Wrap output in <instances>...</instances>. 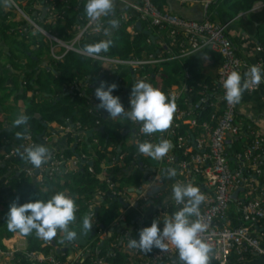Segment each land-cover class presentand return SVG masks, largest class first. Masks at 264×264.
Listing matches in <instances>:
<instances>
[{
	"label": "built area",
	"instance_id": "obj_1",
	"mask_svg": "<svg viewBox=\"0 0 264 264\" xmlns=\"http://www.w3.org/2000/svg\"><path fill=\"white\" fill-rule=\"evenodd\" d=\"M57 1L44 0L45 4L49 3L48 6L43 8L48 13V16L51 17L48 20L52 24H55L59 18L63 19V14L60 15L57 8ZM63 1L67 3L66 9H69L70 0ZM174 1L181 4H201L204 7H208L215 4L218 0ZM129 4L137 11L139 21L149 22L159 32L166 33L169 45L179 49L181 57L209 50L222 57V65L215 84L200 86L197 92H194V87H191V90L187 91L188 95L185 98L183 97L185 90L180 92L171 90L167 93L166 96L169 99L173 96L176 98L177 104L172 126L168 131L147 136L140 132V127L138 128L137 144L140 140L151 142L156 135H159L161 139L167 138L174 142L172 149L164 157L167 169L163 167L158 169L157 173H150L143 180L142 186L138 188L142 193L137 198L132 195L128 196V187L119 189L120 187L117 188L116 182L106 178L105 182L111 195L109 197L123 200V205L127 204V210L135 209L138 212L139 225L136 228L140 232L141 229L150 227V225L148 226L150 219L153 221L157 220L159 224L163 225L165 218H171L174 211L182 207V205H177L175 201H168L173 196L172 186L176 184V181L180 184L197 186L205 196V201L200 205L199 211L200 219L207 225V230L200 234V238L212 246L210 264H264V133L254 126V121L251 117H249L251 123L246 125L240 123L242 100L238 104L229 105L224 99L225 90L222 86L223 81L230 72L238 71L243 78L252 65L238 56L237 48L227 33L228 25L215 23L209 19L199 22L179 17L161 9L155 3V0H134L129 2ZM38 6V2L34 1L31 4V10L38 9ZM21 14L24 16L22 19L29 23V26L26 24V26L19 28L21 34H28L30 29L32 31L39 30V32L42 30V33L50 37L54 43L62 44L66 49V53L74 51L85 55L83 49L77 48L75 45L84 36L91 35L101 28H97L95 22L90 24L88 20L86 24L78 27L77 35L73 40L62 42L57 35L40 26L39 20L41 19L38 18L36 13H34L35 17L27 15L23 11H21ZM118 16L122 21L128 19L126 14ZM262 50V47H258V51L262 52ZM96 58L104 60L100 56ZM152 62L156 63L158 61L130 59L119 63L128 65L133 70H136V68H142L143 65L151 64ZM256 65L260 69L263 67L262 62ZM138 80L146 81L145 77H137L136 81ZM261 85L262 83L258 86H253L252 89L244 93L253 95L259 91ZM70 89V92H72L75 87L73 86ZM122 104L126 110H129L128 104ZM183 104L188 106V108L184 109ZM207 109L210 110V113L205 118H202L203 112ZM96 113L99 116L105 115L109 117V114L104 110L102 113L96 110ZM68 122L71 123L70 120ZM132 123L133 125L137 124ZM96 124L100 126V121L98 120ZM77 127L82 128L79 123ZM59 130H66L68 133L74 132L71 126H61ZM52 132L54 133L55 131L51 130ZM84 132L82 131L80 136L81 147L85 140ZM77 133L75 130L73 135ZM27 140L30 141L29 146L37 145L32 141L33 137L31 135L28 136ZM49 141L50 138H44L45 143H49ZM95 143L98 144V140H95ZM237 147H241L240 150ZM60 153L52 152L51 159L48 163L42 165L40 169H35L27 163L20 170L32 178L35 183L41 185V183H45L43 174L53 178L55 173H76L79 169L76 167L81 162L83 163L82 159L88 160L86 153L81 151H78L79 155L75 153L73 156H66L65 153ZM58 154L59 157H57ZM16 156H18L17 149H12L10 153L5 155V160H10ZM68 157L70 158V163L68 162ZM123 159L124 155L116 156V159H112L109 164L111 166L116 164L114 162L118 163L123 161ZM103 165H105L104 162ZM72 167L75 169H72ZM170 168H174L179 176L184 177V179L176 180L171 178L168 190L171 192L170 195L166 200L157 202L159 197L157 195L149 196L147 192L151 191L158 185L157 182L162 181L167 176L166 171ZM69 169L72 171L71 173H68ZM163 171L165 174H162ZM106 193L98 192L99 199H106ZM236 193L237 195L234 197ZM93 201L91 200L90 206L88 205L91 209H93ZM135 204L137 205L136 207ZM91 216L94 223L97 220L94 211ZM191 219L197 218L192 217ZM122 221L126 223V217L116 220L113 224L115 228L120 230V233L113 236L110 251L106 256L102 254L103 252L100 249L104 242L100 241V238H98L99 244L95 245L96 247L91 245L93 241L92 243L88 242V248L85 250L76 243L72 244L71 249L74 248L76 252H79V249L83 251L76 256L78 259L77 264H111L108 261V257L116 258L119 252L123 253L122 251L126 252L127 255L130 254L125 264H180L178 252L171 246L167 251L163 252L153 248L147 254L139 249L129 248L128 242L132 239V232L134 231L127 226H124V229L121 230L120 223ZM97 230L95 233L99 234V236L105 235V233L106 236L108 235V232L102 231L101 228ZM32 253L35 252L33 251ZM36 253L37 262L31 260L29 253L22 254L25 255L30 263L33 261L34 264H64L62 260L64 256L70 260L66 261V264H71L69 263L71 262V257L69 258L65 253L58 257H55L52 252L50 256L43 254L41 251ZM93 258L95 259L91 263Z\"/></svg>",
	"mask_w": 264,
	"mask_h": 264
},
{
	"label": "trees",
	"instance_id": "obj_2",
	"mask_svg": "<svg viewBox=\"0 0 264 264\" xmlns=\"http://www.w3.org/2000/svg\"><path fill=\"white\" fill-rule=\"evenodd\" d=\"M33 2L34 1L31 0L29 5L31 6ZM86 2L87 0L81 2H78L76 0H70V8L66 9L67 3H65V1L63 0H58L56 2L57 8L60 12V15L63 14V19H57V22L55 24H45L43 20H39V24L47 31L57 32L58 38L63 39L65 41L71 40L77 35L78 27L83 24H86L88 21L86 19L87 17L84 11ZM155 3L161 9L166 5L165 0H155ZM258 3H262L264 5V0H238L234 5L232 4L233 6L230 3L228 10L231 12L233 17L242 13L247 15L249 14V16L247 17V21L244 23V27L249 30L251 29V31H256L258 29V27L256 28L257 23L264 24V7L258 12L253 11L255 5ZM48 5L49 3L45 4V6ZM34 13L38 15L39 19L43 18L42 10H31V15L33 17H35ZM7 15V12H5L4 19V12L0 10V43H2V39H6L3 41V43L4 45L6 44L7 47L9 46L7 50V52H9L8 57L10 55L12 60V63H10L12 67H16L15 78L17 80V77H20L21 83H18V81L14 80V88H12L8 92L7 88H5V83L8 75H5V64H1L2 69L0 68V117L2 116V114H4L5 117L4 119L2 118L0 120V179L2 178L0 184L2 186L1 189L3 191L2 197H5V180L8 181L7 188H9L10 191L9 198L6 201H4V199L0 201V214L4 217V219L0 222L1 249H5V246L2 244V241L5 238H12L14 234L19 233H13L7 230V213L10 210V206L13 203H16L19 206L23 205L24 203L35 202L37 200L47 202V200L51 198L50 192H46V189L44 191L40 189L35 183L31 181L30 177L25 172H22L20 175H18V172L20 171L21 167L27 165V163L23 159H21L19 155L16 157H12L10 160H5V155L10 153L12 149L22 150L21 146H24V139L19 140L15 136V133L17 131H20L21 129L13 128L12 123L9 122V125L6 126V120L11 116L9 115V112H7L8 114H6L7 117L5 116V100L15 95L14 93H16V96H14L15 105L11 107L13 108V110L15 108L14 111L19 112L16 107L19 100H23V102L27 103L25 115H28L30 117L27 134H32L33 139L37 142V145L42 144L47 147H50L48 145L49 143L44 142V138L45 136H47L49 129L54 131V129L50 128L52 127L51 125L53 123H56L61 126H68V121L70 120L73 125H75L76 132L82 133V131L84 132L91 129H97L94 137L98 138L99 144H102V148L104 147L106 149L104 152H101L102 150H99L100 152L97 151L98 160L94 162L93 167H90L88 164H84L83 166H81L80 172L70 174L71 178L69 181L66 182V184H64L65 186H57V191L59 190L58 192H62V190H64L65 188L68 191L67 193L72 191L75 194H79L80 190H82L83 188H79L77 190L73 189L71 187V180L73 179L75 184H77L78 186H80L81 184L85 185L87 184L86 182L88 180L87 176L91 177V180H94L96 184L101 185L99 190L108 192L107 183L105 181L101 182L97 178V175H99L97 171L100 172L101 164L103 163V161H108L110 159L109 155L112 154L116 156L124 155L123 160L125 161L126 167H129L131 164H136L138 170L140 167L137 163L138 160L136 159V153L138 152L137 144L135 143L136 140H133L131 138L130 133L127 134V130L135 127V125H133L130 120L128 122V119H125L123 117L121 120H117L105 117L104 115L99 116V114L96 113V102L92 101L93 91H95V89L98 88L100 84L105 81L109 84L116 83L118 85V88L114 90L113 95L119 96L121 98V96L124 95L123 87L125 86V77H129L130 79H132V76L130 77L131 72L128 70L123 72L122 74H119L118 71H116L115 73L108 72L107 74H100L99 61H95L91 58H88L87 56L80 55L73 51L68 52V54H66V56L62 60H57L56 58H54V61L50 59L48 60L47 64L43 65V67L36 69L35 67L40 64L41 60L40 55H38V60L40 61L37 60L36 65L34 64L33 60L31 59L33 56H35V53L32 48L38 47L39 50L36 53L40 54L41 49H47L49 52L51 51V47L48 48V44L44 41V39H41V37L44 36L39 31H35V35L31 34V38L35 37L33 41L30 40L29 37L32 30H29L30 32L28 34H21L19 32V29H16V27L14 26V23H17V26L21 27L26 26L27 22L22 18L21 20L17 19L16 22H8V17L10 15ZM115 15H119L116 9ZM106 20H109V17L106 18ZM142 25L143 30H137V35L134 36L128 34L129 39H126L125 41H122L123 38L118 35L110 38L113 41V46L110 47L108 52H102L101 54L112 58L119 57L121 59H129L132 55L140 57L145 51L149 54L154 49L151 43H147L148 36L144 33L145 29L148 28L147 23L143 22ZM16 30L18 31L19 37H22L23 40V37L25 38L26 36L27 38H25V40H28V42H22L21 40L19 41L17 39L18 35L16 34ZM117 30H119L120 32L122 31L121 33H127L125 28H118ZM15 34L17 38L15 37L12 41L7 40V38L14 37ZM101 40H104V35L101 31L93 33L91 35H86L82 39L81 47L83 48L86 44L97 43ZM22 54H24L26 58L29 57V60L25 62V65L21 63V60L25 57H19ZM15 59H17L18 62H16ZM16 64H18L20 67H24L25 70L24 68L21 69L15 66ZM173 66L171 73L166 76V79L164 81L165 83L162 91L165 93V95L168 91V88H170L175 83H178L177 76L183 74L184 72L183 67L178 65L177 62L173 63ZM187 71H190L193 76L190 83L195 86V92H197L200 88L199 83L204 78L202 72L201 70L197 69V66H192L190 68L188 67ZM152 72L154 77H157L159 74L156 70ZM103 75L105 76L103 77ZM102 77L103 79L101 83L97 85L98 81ZM153 79L155 80V78H152V80ZM22 82H25L26 84H23ZM88 84L91 85L88 86ZM72 85L75 86V90L69 92L68 94L63 93V89L65 86L67 90L70 89ZM93 85H96V87L93 88ZM20 88L22 89L21 93H18ZM83 89L86 94L82 92ZM127 90H129L130 92L132 91L131 87H127ZM29 94L31 95V97H29ZM102 111V109L99 110V113H102ZM209 113V109L204 111L202 118H205V116H207ZM11 119H13V117H11ZM98 120L100 121L99 129L96 126V122ZM78 123L81 125L82 128L77 127ZM101 127H104L103 131L101 130ZM109 129H111L112 132L115 134L116 141L112 140L111 134L107 132L109 131ZM43 133L44 136L42 140L38 139V137ZM94 137L90 139V144L92 145V148ZM128 139L133 140L132 144H128ZM155 139L159 140V137ZM139 142H144V140H140ZM83 146L84 149H86L87 151L88 146L85 142H83ZM113 147H115L114 150L108 151V149ZM68 150H66L65 155H72V150ZM108 163H110V160L108 161ZM115 166V164H112L110 167V169L114 171V173L109 175L110 179H112L113 181L116 180V174L120 172L123 173L124 169L123 167L119 166V164H117L116 167ZM139 180V178L134 179L133 177H124V179H119V189L128 187L126 185L130 183H134L136 186H139L141 185V182ZM108 197L109 196H106V202ZM91 200L92 199H90V201ZM159 201L160 200H157V202ZM115 202L118 203L119 201L117 200ZM88 203L86 204L87 206L89 205ZM112 205L113 203L111 204V206ZM101 211L99 212V215H96V218H98V225H104L103 228L101 226L100 228L104 229V231L107 230V232H109L111 230V226H106L105 222L101 220L99 221V219L101 218ZM69 227L70 230H72L71 225ZM123 229L124 228L122 227L121 230ZM118 230L119 229L116 228V231L112 233V236L109 237L108 240H106V243L104 244L106 245L104 247L106 250L104 249V251H102V254H104L105 256L110 251V248L107 245V241L109 242V240H112L113 235H119ZM23 236L28 239V250L30 251L44 252L46 249L49 248L48 246L43 245V242L36 236L35 232H33L31 235ZM77 236L79 235L77 234ZM91 237L96 238L95 236L93 237V234L91 235ZM132 239H139V232L137 230L132 232ZM56 243L58 246L60 245L59 240ZM61 244H63L64 246L65 241ZM57 245L56 248L58 247ZM68 251L69 249L65 251L66 255L69 254ZM15 258H20V264H31L29 260L25 258V255H23L22 253H16ZM126 258V255L119 252L116 258L108 257V261L111 264H125ZM65 259L66 258L63 257V260Z\"/></svg>",
	"mask_w": 264,
	"mask_h": 264
},
{
	"label": "clouds",
	"instance_id": "obj_3",
	"mask_svg": "<svg viewBox=\"0 0 264 264\" xmlns=\"http://www.w3.org/2000/svg\"><path fill=\"white\" fill-rule=\"evenodd\" d=\"M2 2L6 6H12L14 0H2ZM84 11L90 24L95 22L97 28L102 26L101 18L112 17L107 21L105 37H110L111 31L119 27V20L115 18V0H87ZM32 34L35 35L36 32ZM112 46L113 41L108 38L84 45L83 52L87 57L96 58L102 52H108ZM262 82L264 76L258 65L250 66L243 78L238 71H232L222 83L225 90L224 99L229 105L238 104L245 91ZM117 88L116 83L109 84L105 81L95 89V96L100 101L96 106L98 111L103 109L111 119L123 117L140 124V132L147 136L164 133L170 129L177 110L174 96L169 99L159 88L138 80L132 87L129 111L121 103L120 97L113 95ZM29 120L28 115L20 114L12 122L13 128L21 129L15 133L17 139H27ZM172 147L167 139H162L156 144L148 141L137 144L140 155L156 161L163 160ZM21 148L22 150L17 149V154L35 169H40L51 159V152L45 145H22ZM166 175L171 179L177 175V172L174 168H170L166 171ZM172 192V198L182 207L174 212L171 218H165L162 229L157 220H154L150 227L141 229L139 239L129 240V248L139 249L147 254L153 248L163 252L171 246L177 250L180 264H210L212 246L200 238V234L207 230V225L200 219L199 211L205 196L199 187L192 184L176 183L172 186ZM76 211L74 199L64 192H57L47 202L37 200L19 206L13 203L7 213L6 226L9 232H19L25 236L35 232L39 239L48 242L57 237L59 230L63 234L61 242H72L77 239V232L70 230L69 226L77 219ZM192 217L197 219L193 220ZM92 228V218L85 215L82 218V230L88 232Z\"/></svg>",
	"mask_w": 264,
	"mask_h": 264
},
{
	"label": "crops",
	"instance_id": "obj_4",
	"mask_svg": "<svg viewBox=\"0 0 264 264\" xmlns=\"http://www.w3.org/2000/svg\"><path fill=\"white\" fill-rule=\"evenodd\" d=\"M20 1L21 2H25V4L27 2L28 5H29L31 0H20ZM33 1L38 2V5H39L38 9H40L42 11L44 10V8H43L45 6L44 0H33ZM76 1L81 2V1H84V0H76ZM131 1L133 2L134 0H115V9H116V11H118L119 15L120 14L128 15V19L124 21L125 23H127V24H124L125 25L124 28H125V30L127 31L128 34L134 36V35H137V33H136L137 30H138L137 23L140 22V23L143 24V22L138 20L137 11H135L134 7L129 4V2H131ZM165 1H166V5L162 9L167 10L168 12H170V13H172L174 15H177L179 17L186 18V19H191V20H195V21H199V22H203V21L209 19V20H211V21H213L215 23L228 25L227 26V33H228V36L233 40V42H234V44H235V46L237 48L238 56L241 59H243L246 62H248L249 64H251V65H256L257 63L262 62L263 63V67L261 69V72H262V76H264V24H258L257 23L256 24V28L258 27V29L256 31H251V29L250 30L246 29L244 27V23L247 21V17L249 16V14L247 15V14H243L242 13V14H239V15L233 17L231 12L228 9L221 7L220 0L217 1L215 4L210 5L208 7H204L201 4H181V3L176 2L174 0H165ZM263 7H264V5L262 3H258V4L255 5L253 11L254 12H258V11L262 10ZM5 10L7 11V9H5ZM44 11H43V18H41V20H43V22L45 24H48V23L52 24V23L49 22L51 17L48 16V13L46 11H45L46 14H44ZM111 18L112 17H109V19H111ZM115 18L118 19L120 17L115 15ZM18 20H21V18L19 17ZM107 21L108 20H106V18L101 19L100 22H101L102 26H101L100 29H97L95 31V33L101 31L103 33V35H104V30H105V28L108 27ZM46 22H48V23H46ZM144 23H147V22H144ZM121 26H122V20L120 19L118 28H121ZM128 26H129V28H128ZM103 27H105V28H103ZM117 29L111 31V36L110 37H105V35H104V39H108V38H112L113 36H117L116 32L119 31ZM142 30H143V27H142ZM148 30H151L153 32L154 38H151V37L148 36L147 43L148 44L151 43L152 46H155L154 50H152L149 54L145 51V52L142 53V55L140 57L132 55L131 58H129V59H121L119 57L112 58V57H109V56H105L103 54H100L99 56L104 58V60L97 59V58H91V57H88V58H91V59H93L95 61H99L100 74L101 73L102 74H107L108 72H114L115 73L116 71H118V66L117 65L121 64L119 62H126V61H129L130 59L138 60V61L157 60L158 62H156V63L152 62L151 64L149 63V64H146V65H143L142 68L141 67L138 68V69L136 68V70H133V68L129 66L130 67L129 71L131 72L130 77L134 76L135 79L137 77L138 78H144L145 77V80H146L145 82L150 83L153 87L159 88L161 91L164 88V83H165L164 81L166 79V76H168L171 73V70L173 69L172 68L173 63L177 62L178 65L183 67L184 72H183V74L177 76L178 83H175L170 88H168L167 93L169 91H171V90H173V91L177 90L178 92L185 90L183 92V94H184L183 97L184 98L187 97V95H188L187 91L191 90V87H194V89H195V86L190 83V81L192 80L193 76H192L190 71H187L188 67L190 68L192 66H197V69L201 70L202 75H203L204 78L202 79V81H200L199 87L200 86H204V85H212V84L216 83V81L218 79L219 70H220L221 65H222V57L219 54L214 53V52L209 51V50H206V51H201V52L189 55V56L181 57L180 50L169 45L167 38L164 36V35H166L165 32H159L158 29L152 27L150 24H148V28L145 29V31H148ZM51 33L54 34V35H57V32H55V31H52ZM73 39H71V40H73ZM82 39H81V41L79 43H77L75 45V47L82 48L81 47ZM60 40L62 42L71 41V40H66L65 41L63 39H60ZM258 47H262L263 48L262 52L258 51ZM51 52L53 53V57L56 58L57 60H62L66 56V54H68V52L66 53V49L64 48V46L62 44L61 45L51 44L50 53ZM84 56H86V55H84ZM47 63H48V61H46L44 63V65L47 64ZM6 65H9V64L6 63ZM169 65L171 66L170 72L169 71L166 72L165 69ZM1 67H2V65L0 66V68ZM12 68H13L12 65H9V67H7V68L5 67V69H7V70L8 69L11 70ZM154 70L158 71V73H159L157 77H154V75H153L152 71H154ZM13 74L14 75L16 74V70H13L12 73L8 76L10 78V81L5 86V88H7L8 92L12 88H14L13 87V83H14V80H16V78H14ZM104 76L105 75H103V77ZM152 78H155V80L154 79L152 80ZM127 79H130V78L129 77H125V80H127ZM125 80H124V82H125ZM16 81L21 83V78L17 77ZM89 85H91V84H88V86ZM73 86L74 85H72L71 87H73ZM83 91L84 90H82V92ZM167 93H166V95H167ZM190 96H191V94H190ZM92 97L95 100L96 105H98L99 104V100L95 96V91H93ZM183 107H184V109L188 108V106H186L185 104H183ZM249 117H251L253 119L254 126L264 133V82H262L261 88L255 94H253V95H248V94H245V93L243 94L242 105H241V109H240V118H239L240 123L242 125H246L248 123H251ZM8 125H9L8 122H6V126H8ZM51 126L54 129V131H55L54 133H51V138H50V141H49V145H50L51 149H53V152L55 151V152L65 153L66 150H68V149L71 150V148H74L75 141H74V138H73L74 135H73L72 132H71L72 133L71 134V133H68L66 130L65 131L64 130H59L61 128V125H58L56 123H53ZM96 126L99 129V126L97 124H96ZM59 131H61V132H59ZM95 134H96V129H95L94 134H93V136L91 138H93L95 136ZM52 136H54V137L52 138ZM162 139H160V138H159V140L158 139H153L151 141V143L156 144V143L160 142ZM165 139H167V138H165ZM167 140H169V139H167ZM169 141L171 142L172 145L174 144V142L172 140H169ZM135 143H136V141H135ZM80 145H81V143L79 144V147L81 149L82 147ZM98 145H99V143H98ZM99 148L102 149V147H99ZM114 148L115 147L110 148V150H114ZM240 148L237 147L238 150H240ZM91 149H92V147H91ZM76 152L77 151H74L72 153V156ZM136 156H140L141 157L140 158L141 161L144 162V164H145L144 165L145 171H150V170H152L154 168L151 164H149L147 162V160H146L147 156H142V155L139 154V152L136 153ZM109 158L108 159L110 160V163H111L112 159H114V158L116 159V155H114V154L109 155ZM86 161L91 162L92 158H88V160H86ZM108 161L104 162L105 165L108 164ZM88 162H85V163L88 164ZM114 163H116V162H114ZM118 164H119V166L124 168L123 169V174L126 177L129 176L132 172L135 173L136 170H138L136 168V166L134 167V165H132V164L129 167H126V164H125L124 160L118 162ZM105 165H103V168H105ZM90 167H93V166H90ZM143 174L144 173H141L142 179L144 178ZM101 179H102L103 182L106 180L105 173H103ZM142 179L139 180L141 182V185H139V186H136L134 183H130V184L126 183L127 184L126 186H128V188H136V189H138L140 186H142V182H143ZM1 181L2 180H0V182ZM33 183H35V182H33ZM35 184L38 185L37 183H35ZM157 184H158L157 186H160V187L165 185V184L170 185L171 184V179L166 176V177H164L162 179V181L157 182ZM7 185H8V181L5 180V197H2L3 196V191L1 189L2 186L0 184V191H1L0 192L1 193L0 201L3 200V199L6 201L9 198L10 191H9V188H7ZM45 189H46V187H42L43 191ZM57 189L58 188L56 186V190ZM168 190H169V187L165 191H162L161 194L157 193V194H154V195H157L159 197L158 200L164 201V200L167 199V197L171 193ZM45 191L48 192L47 189ZM98 192L101 193V192H104V191L103 190H99ZM132 194H133L132 195L133 197L135 195H139L136 192L132 193ZM154 195H152V196H154ZM100 200H102V199L97 200L98 204H95L96 201H93L94 204L92 205V207L94 208L95 205L98 206L99 203H100L99 202ZM169 200L170 199H168V201ZM87 208H89L91 210V208L89 206H87ZM122 209L123 210L120 212V214L123 213V215L120 216V214H119L118 215L119 217H117V219H115V220H118V219L126 217V225L125 226L131 228L133 231L137 230L136 226L139 225V223H138L139 222L138 212L135 209H128V210L124 209V208H122ZM152 223H153V220L150 219L148 221V226L149 225L151 226ZM113 224L114 223L112 222L111 228H113ZM159 225H160V227L162 229L163 225L162 224H159ZM122 227H124V226H122ZM113 236H115V235H113ZM21 238H24V237L21 236L20 233H16V234H14V236L12 238H9V239L5 238L2 241V244L5 245V249L6 250H10V249H12V247H13V249L15 247H17L19 249V247H22L24 245V243H25V241L24 242L21 241ZM15 240H19L21 242L20 243L18 242L19 244L15 245V243H14ZM41 241H43V240H41ZM11 244H13V245H11ZM28 246H29V243H28ZM67 256H69V258L71 257L70 258L71 262H69V263H71V264H77L78 263L77 262L78 259L76 257L77 256L76 254H72V255L68 254ZM14 257H15V255H14ZM64 257H66V256H64ZM126 257L129 258L130 254L126 255ZM127 258H126V260H127ZM65 260L67 262L70 261V260H68V257H66Z\"/></svg>",
	"mask_w": 264,
	"mask_h": 264
},
{
	"label": "rangeland",
	"instance_id": "obj_5",
	"mask_svg": "<svg viewBox=\"0 0 264 264\" xmlns=\"http://www.w3.org/2000/svg\"><path fill=\"white\" fill-rule=\"evenodd\" d=\"M15 2L12 4V6H6L5 4H3V2H2V0H0V10H2L3 12H4V19H5V12H7V14L8 15H10L9 16V21L8 22H12V21H15L16 22V20L20 17V18H24V16L21 14V11H23V12H25L27 15H30V16H32L31 15V6L30 5H28V3L26 2V4H25V2H21L20 0H14ZM219 1V0H218ZM238 0H220V2H221V7L222 8H226V9H229L228 7H229V5H230V3H231V5L233 4H235L236 2H237ZM232 5V6H233ZM5 9H7V11L5 10ZM7 15V16H8ZM87 19V18H86ZM101 19H103V18H101ZM119 19V22H120V18H118ZM88 20V19H87ZM4 22H5V20H4ZM148 24H149V22H147ZM124 24H127V23H125L124 21H122V26H121V28H124L125 27V25ZM148 24H147V26H148ZM14 26L16 27V29L18 28H20V27H18L17 26V23H14ZM27 26H29V23L27 22ZM33 26V25H32ZM34 27V26H33ZM128 28H129V26H128ZM30 30H32V29H30ZM35 30H36V27H35ZM37 31H39V30H37ZM33 32H35L34 30L33 31H31V33H30V35H29V37H30V40H32L33 41V39L35 38H31V34L33 33ZM122 32V31H121ZM121 32H117V35L118 36H120L121 38H123V40L122 41H125L126 39H129V35H128V33H121ZM44 37H41V36H39V37H41V39H44V41L48 44V48L49 47H51V44H56V43H54L52 40H51V38L50 37H48V36H46V35H44L42 32H40ZM16 34L18 35V31L16 30ZM16 34H15V36L14 37H10V38H7V40L8 41H12L15 37H16ZM166 34V33H165ZM165 37H166V35H164ZM17 38V37H16ZM25 38H27L26 36H25ZM25 38L23 37V40H22V37H19V35H18V40L20 41H26V42H28V40H25ZM4 40H6V39H2L1 41H2V43H0V65L1 64H5V67L7 68V67H9V65H11V63H12V60H11V57H10V55H9V57H8V54H9V52H7V50H8V47L6 46V44L4 45V43H3V41ZM6 42V41H5ZM8 45V44H7ZM153 47V49H154V47L155 46H152ZM33 49V51H34V53H35V56H33L31 59L33 60V62H34V64L36 65V61L38 60V55H40V60H38V61H40V64L39 65H37L35 68L36 69H38V68H40V67H43V65H44V63L46 62V61H48V60H50V59H52V60H54V57H53V53L51 52L50 53V51L48 52V50L47 49H41L40 50V54H38V53H36V52H38V47L37 48H32ZM6 54V55H5ZM29 55H30V53H29ZM19 57H21V58H23V57H25L26 58V56L24 55V54H22V55H20ZM25 58H23L22 60H21V63L23 64V65H25V62L27 61V60H29V57H27L26 59ZM15 61L16 62H18L17 61V59H15ZM55 61V60H54ZM11 62V63H10ZM6 63L7 64H9V65H6ZM38 63V62H37ZM32 64V63H31ZM15 66H17V67H19V68H21V69H23L24 67H20L18 64H16ZM118 66V72H119V74L121 73H123V72H125V71H128L129 69H130V67L129 66H127V65H124V64H118L117 65ZM16 68V67H15ZM14 67L10 70V69H5V75H10L11 73H12V71L13 70H16ZM170 68H171V66L169 65V66H167L166 67V72H170ZM35 69V70H36ZM43 69V68H42ZM24 70H25V68H24ZM15 76H16V74L14 75V78H15ZM10 81V78L9 77H7V80H6V83H5V86H6V84L8 83ZM132 79H127V80H125V85H130V87H131V85H132ZM19 83V82H18ZM23 84H26L25 82H22ZM69 88V87H68ZM71 88V87H70ZM21 88H20V90L18 91V93H21ZM69 90V91H68ZM70 90L71 89H67L66 90V86L64 87V89H63V93H65V94H68L69 92H70ZM84 90V89H83ZM131 90H132V87H131ZM66 91H68V92H66ZM15 95H13V96H11L8 100L6 99L5 100V116H6V114H8L7 112H9V115L11 116V117H13V119H11V117H9V118H7V122H9V123H12L13 121H14V119L18 116V115H20V114H25V109H26V105H27V103L26 102H23V100H19V102H18V104H17V109L19 110V112H17V111H14L15 110V108H14V110H13V108L11 107V106H13V105H15V102H14V96H16V93H14ZM1 95V94H0ZM29 97H31V95L29 94ZM53 98V97H52ZM48 99H49V97H48ZM47 101V100H46ZM182 102H183V100H182ZM99 103H100V101H99ZM12 109V110H11ZM16 116V117H15ZM7 117V116H6ZM4 119L5 117H4V114H2V116L0 117V120L1 119ZM117 120H121L122 119V117H117L116 118ZM128 122H129V120H128ZM130 122H131V120H130ZM70 124V123H69ZM133 124V123H132ZM66 126V125H65ZM50 128H52V127H50ZM96 131H97V129H96ZM59 132H61V131H59ZM108 133H110L111 134V137H112V140H115L116 141V137H115V134L112 132V130L111 129H109V131H107ZM53 133V132H52ZM50 134V135H49ZM29 135H31L32 136V134H27V139H28V136ZM53 135V134H52ZM33 137V136H32ZM45 137H47V138H51V130L49 129V132H48V134H47V136H45ZM54 136H52V138H53ZM27 139H24V141H23V143H24V146H29V144H30V141H28ZM95 140H98V138H94L93 139V148L92 149H90L89 147H88V149H90L89 151H86V149H84V146H83V144H82V148L81 149H79V148H77V149H75L76 151H81L82 153H86L87 154V157L88 158H92V161L93 162H96L97 160H98V158H97V151H101V152H104L106 149L103 147L102 149H100L99 147H102L100 144L98 145L97 143H95ZM32 141H34L36 144H37V142L33 139ZM132 142H133V140L132 139H128V144H132ZM98 143H99V141H98ZM159 143V142H158ZM49 145V144H48ZM50 146V145H49ZM49 148V150H50V152L52 153L53 152V149H51V147H48ZM71 150H72V152H74V150H73V148H71ZM99 151V152H100ZM108 151H110V149H108ZM57 153H60V152H57ZM108 153V152H107ZM60 155H61V153H60ZM57 157H59V154L57 155ZM139 158H141L140 156H137L136 157V159L138 160V164H139ZM82 160H84V159H82ZM146 160H147V162L149 163V164H151L154 168H156L157 170L158 169H162L163 167H165L166 169H167V164L164 162V159L163 160H160V161H156V160H153L152 158H150V157H146ZM68 162L70 163V158L68 157ZM88 162V161H87ZM104 162V161H103ZM86 164V163H85ZM117 162H116V166H117ZM84 164L81 162L80 163V165L78 166V167H76V168H79L78 169V171L77 172H80V170H81V166H83ZM72 166V165H71ZM107 166V167H106ZM115 166V167H116ZM100 167V166H99ZM110 164L108 163L107 165H105V168H103V163L101 164V167H100V172L99 171H97L98 173H99V175H97V178L101 181V182H103L102 181V179H101V177H102V175H103V173H105V175H106V178H110L109 177V175H111L112 173H114V171L112 170V169H110ZM21 168H23V166L21 167ZM85 168V167H84ZM43 169V168H42ZM72 169H75L74 167H72ZM92 169V168H91ZM140 167H139V171L138 170H136V172L135 173H131L129 176H127V178H134V179H137V178H139V179H142V175H141V173H144L143 171H140ZM106 170V171H105ZM21 171V170H20ZM19 171V172H20ZM18 172V173H19ZM72 171L69 169L68 170V173H71ZM177 172V171H176ZM98 173H96V174H98ZM71 174H74V173H71ZM70 174H65L64 175V172H60V173H55L54 174V177L53 178H50V176L49 175H46V174H43V176H44V180H45V183L43 182V183H41V185H37V186H39V188L40 189H42V187H46V189L48 190V192H50V195H51V197L54 195V194H56L58 191L56 190V186H58V185H62V186H65L64 184H66V182L67 181H69L70 180V178H71V175L69 176ZM117 176H116V180L114 181V182H116L115 184L117 185V188H119V184H118V181H119V179H124V177H126V176H124V174L123 173H117L116 174ZM92 177H94V176H92ZM143 177H144V174H143ZM87 178H88V180H87V184H85V185H80V186H78L77 184H75V182L73 181V179L71 180V187L73 188V189H75V190H77V189H82V190H80V193L78 194V193H73L72 191L71 192H69V193H67V190L64 188V190H62V192H64V193H66L68 196H70L71 198H73L74 199V201H75V203H76V206H77V211H76V217H77V219H76V221L74 222V223H72L71 224V229L73 230V231H76L77 232V234L78 235H80V236H82L85 240H87L89 243H92V241H93V244H91V245H94V247H96L95 245H98L99 243H98V238H100V241H105V240H108V235L106 236V233H105V235H101V236H99V234H96V238H92L91 237V235L92 234H94V231H98L97 229L98 228H100V226H102V224H100V225H98V222H97V220H98V218H97V220H95V222L94 223H92L93 224V228H92V230H90V231H88V232H84L83 230H82V218L85 216V215H88V216H90V217H92L91 216V214H92V209L90 210L89 208H86V204L90 201V199H92V200H94V201H96L95 202V204H98V202H97V199H99V197H98V191H99V188L101 187V185H98V184H96L95 182H94V180H91V177H88L87 176ZM176 180H178V179H181V180H183L184 179V177H182V176H179V174H178V172H177V175L174 177ZM2 179V178H1ZM0 179V180H1ZM31 179V181L32 182H34V180L32 179V178H30ZM145 178H143L142 180H144ZM77 182V181H76ZM119 183H120V181H119ZM175 183H177V181L175 182ZM58 188V187H57ZM68 189V188H67ZM69 190V189H68ZM119 190V189H118ZM57 191V192H56ZM127 192H128V196H131V195H133L132 193H135V192H132L131 191V188H128V190H127ZM106 193V192H105ZM107 194V196H111L110 194H109V190H108V192L106 193ZM135 198H137L138 197V195H135L134 196ZM5 201V200H4ZM3 201V202H4ZM115 201H117L116 199H113V198H111V197H108L107 198V202L106 201H104L103 199L102 200H100L99 202V205L98 206H94V208H93V211L95 212V215H99V212L101 211V207H102V211H101V218L99 219V221L101 220V221H103V222H105V224H106V226H111V224H112V222L113 223H115V219H117V217H119L118 215L120 214V212L123 210L122 208H124V209H126L127 208V204H125V206L121 203V201H119L118 203L117 202H115ZM174 201V199L171 197L170 198V200H169V202H173ZM106 202V203H105ZM90 203L91 202H89V206H90ZM113 203V205L111 206V204ZM94 204V203H93ZM83 205V206H82ZM81 206V207H80ZM137 205L135 204V207H136ZM180 209V208H179ZM0 210H1V208H0ZM176 211H178V210H175L174 212H176ZM1 213V212H0ZM123 215V213L122 214H120V216H122ZM4 219V217H3V215H1L0 214V222L2 221ZM115 220V221H114ZM92 222H93V220H92ZM123 221L120 223V225L122 226L123 225ZM113 228L115 229V231H116V228L113 226ZM113 228H111V230L113 229ZM59 231V230H58ZM102 231H104V229H102ZM105 232V231H104ZM104 232H102V233H104ZM101 233V234H102ZM21 235V234H20ZM21 236H23V235H21ZM24 237V236H23ZM94 237V236H93ZM63 239V234L62 233H60V232H58V234H57V237L53 240V241H51V243L49 242V244L47 245V243H48V241H42L43 242V245H46V246H48L49 248L48 249H46L44 252H42L43 254H48V256H50L51 255V252L53 253V255L55 256V257H58V256H62V253H65V252H63L62 251V249L63 248H67V246H69L70 245V243L69 242H67V241H65V245L63 246V244H61L62 242H61V240ZM59 240V243H60V245L57 247V248H60L61 249V251L60 252H58L57 251V248H56V246H54V244L57 242V241ZM114 240V239H113ZM21 241L22 242H24L25 241V243H24V245L22 246V247H19V249L17 248V247H15L14 249H13V247H12V249H10V250H6V249H1L0 248V264H20V258H15L14 257V255L16 254V253H19V252H22V253H29L30 254V256H31V260H33V261H35V262H37V253L36 252H39V251H34L35 253H32L33 251H30V250H28V248H29V246H28V239L26 238V237H24V238H21ZM21 241H19V240H15V245L16 244H19ZM19 242V243H18ZM113 241L112 240H110L109 242L107 241V245H108V247L110 248V244L112 243ZM106 243V241L105 242H103V244H102V246H101V250L102 251H104V247L106 246V245H104ZM57 244V243H56ZM4 245V244H3ZM11 245H13V244H11ZM87 245V244H86ZM82 246L81 248L83 249V250H85V249H87L88 247L87 246ZM5 246V245H4ZM82 249H79L80 251L79 252H83L82 251ZM106 250V249H105ZM69 254H76V255H79V252H76L75 251V249L74 248H69ZM123 253L122 254H126V252H124V251H122ZM127 255V254H126ZM26 258V257H25ZM27 259V258H26ZM63 259V258H62ZM94 259L95 258H93L92 260H91V263H93V261H94ZM33 261H31V264H34L33 263ZM64 264H66V260H64V262H63Z\"/></svg>",
	"mask_w": 264,
	"mask_h": 264
},
{
	"label": "water",
	"instance_id": "obj_6",
	"mask_svg": "<svg viewBox=\"0 0 264 264\" xmlns=\"http://www.w3.org/2000/svg\"><path fill=\"white\" fill-rule=\"evenodd\" d=\"M44 14H46L45 11H44ZM137 28H138L139 31H141V30H142V23L138 22V23H137ZM144 33H145L147 36H149V37H151V38H154L153 32H152L151 30L144 31ZM102 79H103V77L98 81L97 85H99V84L101 83ZM132 81H133V82H132L131 87H133V84L136 82V79H135L134 76L132 77ZM92 87L95 88L96 85H93ZM127 87H130V85H125V86L123 87V88H124V95L121 96L120 100H121V103H126V104H128V106H129V111H130V110H131V105H130V95H131L130 93H131V92H130L129 90H127ZM128 91H129V92H128ZM83 93L86 94L85 91H83ZM92 101H95V100L93 99ZM106 117H107V116H106ZM68 126H71V128H72L73 131L75 132V125H73L72 122H71L70 124H68ZM139 127H140V124L137 123V124H135V127H133V128H131V129H128V130H127V134L130 133L131 138H132L133 140H136L137 131H138V128H139ZM51 129H53V128H51ZM101 130L103 131V130H104V127H101ZM94 131H95V129H91V130H87V131L84 132V134H85V140H84V142L87 144V146H88L90 149H91V147H92V145L90 144V138L93 136ZM74 132H73V133H74ZM81 135H82V133L78 132L76 135L74 134V136H73L74 141H75V146H74V148H73L74 151H76L75 149H77V148L80 149L79 144H80V138H81L80 136H81ZM43 136H44V133L41 134V135L38 137V139L42 140ZM157 137H159V135H156V136H155V138H157ZM159 138L161 139V137H159ZM90 149H88V150H90ZM88 150H87V151H88ZM76 154L79 155L78 151L76 152ZM85 162H87V161H86V160H83V164H85ZM88 164H89L90 166H94V162H93V161L88 162ZM138 165H139L140 168H141L140 171H143V172H144V178H145V179L148 177V175H149L151 172H152V173H157V169H156V168H153V169L150 170V171H145V169H144V165H145V164H144V162L141 161L140 158H139V164H138ZM21 173H22V172H19L18 175H20ZM162 174H165V172L163 171ZM168 187H169L168 184H165V185H163V186H161V187L156 186V187H154L151 191H148L147 194H148L149 196H152V195H154V194L161 193L162 191H165ZM131 191H132V192H136L137 194H141V193H142L141 190L136 189V188H131ZM236 195H237V193L234 195V197H235ZM104 201H105V199H104ZM118 201H121V203L124 204L123 200H118ZM125 225H126V223H123L122 226H125ZM101 227L103 228L104 225H102ZM114 231H115L114 228H113L112 230H110V231L108 232V237H111V236H112V233H113ZM118 233H120V230H118ZM95 235H96V233L93 234V236H95ZM69 243H70V245L67 246V248H63V249H62L63 252H65L67 249L71 248V247H72V244H75V243H76L78 246H80V247L85 246L86 244L88 245V242H87L82 236H80V235L77 236V239H76V240H74V241H72V242H69ZM56 245H57V244L55 243L54 246H56ZM87 245H86V246H87ZM57 251L60 252L61 249H60V248H57Z\"/></svg>",
	"mask_w": 264,
	"mask_h": 264
},
{
	"label": "flooded vegetation",
	"instance_id": "obj_7",
	"mask_svg": "<svg viewBox=\"0 0 264 264\" xmlns=\"http://www.w3.org/2000/svg\"><path fill=\"white\" fill-rule=\"evenodd\" d=\"M9 18V17H8Z\"/></svg>",
	"mask_w": 264,
	"mask_h": 264
}]
</instances>
